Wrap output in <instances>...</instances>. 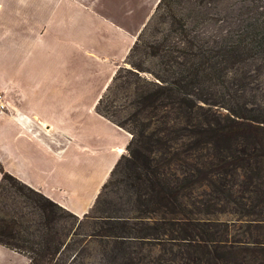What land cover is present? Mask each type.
<instances>
[{
  "label": "rangeland",
  "instance_id": "obj_1",
  "mask_svg": "<svg viewBox=\"0 0 264 264\" xmlns=\"http://www.w3.org/2000/svg\"><path fill=\"white\" fill-rule=\"evenodd\" d=\"M92 2L108 22L138 40L129 58L134 41L127 49L97 105L101 114L130 130V137L135 132L131 146L136 149L135 158L130 159L126 152L127 157L119 160L102 184L89 213L81 218L4 178L0 182V241L38 264H205L207 255L200 253L195 260L187 245L169 239L170 226L166 224L164 231L154 233L147 228V234H141L145 226L159 223L158 213L139 212L144 209V197L138 200L135 187L142 192L146 183L136 186L131 179L134 172L146 171L143 155H149L150 167L160 165L158 170L172 185L184 182V178L197 180L183 188L186 209L195 211L190 205L195 202L209 212L204 215L206 219L228 222L230 235L240 240L261 237L257 230L247 231L237 220L250 219L240 213L248 209L257 187L264 190V57L247 58L226 70L224 87L209 82L191 87L190 109H182L181 104L175 109L177 104L170 103L165 92L149 104L140 102L157 90L154 82L158 80L150 72L161 74L162 67H167L162 61L168 59V66L177 71L178 63L184 61L182 51L213 48L223 35L246 28L256 18L263 20L264 1L168 0L160 12L156 9L158 0ZM169 6L175 18L185 23L183 34L170 30L173 12L168 11ZM150 44L158 45L157 53L152 54ZM226 108L259 118L235 125L222 117L229 115ZM213 114L220 123L235 127L237 134L227 146L217 148L211 144L210 135L201 133L199 127L212 125ZM195 139L199 144L189 147ZM241 148L245 153L239 151ZM163 156L171 158L170 164L162 165ZM230 199L245 203L244 209ZM116 218H129L124 221L125 228L114 221ZM140 236L146 238L139 240ZM156 236L159 240L153 239ZM239 247L244 246L234 248L226 255L228 261L218 260L219 264H264V254Z\"/></svg>",
  "mask_w": 264,
  "mask_h": 264
},
{
  "label": "crops",
  "instance_id": "obj_2",
  "mask_svg": "<svg viewBox=\"0 0 264 264\" xmlns=\"http://www.w3.org/2000/svg\"><path fill=\"white\" fill-rule=\"evenodd\" d=\"M134 36L92 0H0L2 172L81 218L128 131L97 110ZM0 264H29L0 244Z\"/></svg>",
  "mask_w": 264,
  "mask_h": 264
},
{
  "label": "trees",
  "instance_id": "obj_3",
  "mask_svg": "<svg viewBox=\"0 0 264 264\" xmlns=\"http://www.w3.org/2000/svg\"><path fill=\"white\" fill-rule=\"evenodd\" d=\"M167 2L168 0H158L156 5L157 11L160 12L164 10L163 7L167 5ZM168 11L173 12L170 9V6ZM174 14L175 13L173 12L169 16L170 30H178L179 34H183L186 30L184 27L185 23H181L180 18L179 20L176 19ZM137 42L138 40L136 39L132 47H130L128 58L130 56L131 50L136 47ZM149 48L152 49V54L157 53L159 50V47L156 44H150ZM197 49L195 52L182 51L184 54L182 55L184 61L178 63L177 71L168 66V59H166V61L161 62V64L167 66L162 67L163 71L161 74H158V71L155 73L153 71L150 72V74L158 80L157 83L154 82L156 87L155 89L157 90H154L149 95L144 96V99H142L143 102L140 103L149 104V102H153V100L156 98V95L163 94L165 92V95L169 99L170 103L177 104L176 106L174 105L175 109L181 108L180 104L183 106L182 109H190L191 106H193V102L191 101L190 96H188V94H190L188 90H190L191 87L196 88L204 82H209L213 83L215 86L221 85L224 87V75L226 70L247 58L258 56L264 57V17L263 20L256 18L253 22L247 24L246 28L244 27L237 32H229V34L223 35L216 46H213V48H202L201 46V48L198 50ZM178 93L182 95H178ZM221 106L223 107V105ZM227 113L229 115H224L222 117H225L226 122H230L235 125L241 124V122L249 124L259 118L257 117V114L243 115V112L240 110L235 111L232 108L231 110L227 109ZM212 116V125L206 124L204 127H199L202 129L201 133L210 135L211 137L209 140L211 141V144L216 145L217 148L223 146L224 144L225 146L229 145V143H231L232 136L237 134L235 127H232L227 123H220L218 119L216 120L214 114ZM240 118H242L244 121L240 120ZM113 122L130 133V130L125 128L122 123L117 121ZM196 126L194 128H196ZM134 133H132L129 139L126 151L130 153V159L133 157L135 158L134 151L136 149H132L131 147L132 143L134 142ZM136 133L137 135L139 134L138 131H136ZM199 142V140L195 139L189 142L188 145L190 147L199 144ZM239 151L242 152V154L245 153V149L241 148ZM167 154L170 156L172 153L168 151ZM125 157H127V155L120 157V159ZM142 157L145 159L144 168L146 171L143 169L144 171L142 173L134 172V174L131 176V179L134 180L136 186L146 183V186L142 192L138 189V187H135L137 194L136 196L139 198L138 200H141L142 197H144V199H142L144 209L139 210V212L144 213L146 211L152 210L158 213V224H160L155 226L156 223H154L151 226H145V228L141 231L142 235L147 234L144 233L147 228L154 230V233L164 231L163 224H166L170 226V228L167 229L168 235L170 236L169 239L172 242H179L183 245H187L188 248H190L189 253L195 260L199 259L200 253L207 255L205 264H219L218 260H222V262L224 261L226 263L228 261L226 255L230 254L234 248H237V246H244L243 248L239 247V249H242L243 251H257L260 252V254H264V190L258 187L254 190V198L249 200L250 205L247 207L248 209H244L243 206L246 205L245 203H237L234 199H230L231 202L238 204L237 207L244 209L240 214H243L246 217L250 216V219L241 220L239 218L237 221H240V223L244 224V227L247 228V231L249 228H253L257 230L258 235L261 236L254 237L252 239L249 238L243 241L240 240V238H235L230 235V231L228 230L230 225L228 222L218 219H206L204 215L209 214V212L206 211L205 208L195 206V202L190 204L195 209V211H190L189 209L185 208L183 198H186L187 194L183 191V188L196 183L197 180H189L184 178V182L178 185H172L168 179L162 176L161 171L158 170L160 169V165H157L156 167H150V165L147 163L149 160V155H143ZM161 159L163 161L162 165L170 164V157L163 156ZM4 178H11L17 181V183L21 186L34 191L33 189L20 183L10 174L2 172V180ZM34 193L37 192L34 191ZM37 194L41 196L43 201L55 205L50 199L39 193ZM197 202L203 205L205 204V202H201L200 200H197ZM127 219L129 218H116L114 221H119L116 223H119L121 228H125L124 221ZM113 235L119 236L118 234ZM137 238L139 240H144L146 237L140 236ZM153 239L159 240L157 236ZM119 241L118 243L122 244ZM0 244L15 250V252L23 253L17 250L15 247H11L4 242L0 241ZM220 249L225 251H221ZM28 258L29 264H38L36 260L32 259V257L28 256Z\"/></svg>",
  "mask_w": 264,
  "mask_h": 264
},
{
  "label": "built area",
  "instance_id": "obj_4",
  "mask_svg": "<svg viewBox=\"0 0 264 264\" xmlns=\"http://www.w3.org/2000/svg\"><path fill=\"white\" fill-rule=\"evenodd\" d=\"M1 98H2V96L0 94V108H1V110H3L5 108V105L3 104V101H1Z\"/></svg>",
  "mask_w": 264,
  "mask_h": 264
}]
</instances>
